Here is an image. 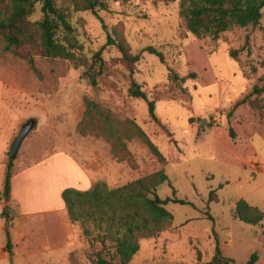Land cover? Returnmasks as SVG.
Segmentation results:
<instances>
[{"label":"rangeland","instance_id":"1","mask_svg":"<svg viewBox=\"0 0 264 264\" xmlns=\"http://www.w3.org/2000/svg\"><path fill=\"white\" fill-rule=\"evenodd\" d=\"M180 2L103 0L105 8L94 14H75L72 35L81 46L76 61L43 57L37 41L6 52L0 39V111H10L20 127L29 119L37 122L17 158L28 154L35 160L43 152L61 151L94 179L97 174L108 189L159 171L167 175L157 195L165 199L173 189L177 199L190 205H168L172 224L139 240L131 264L208 263L214 257L213 231L223 257L233 264H247L254 253L255 264H264V219L252 227L232 214L239 200L264 212V96L237 106L263 73L264 19L257 27L233 28L214 39L195 37L183 26ZM40 18L37 8L32 21ZM109 37L122 39L131 55H139L132 75L118 48L105 47ZM147 48L158 51L163 61ZM100 50L101 62L95 64ZM19 54L32 56L34 70ZM131 82L147 101L129 94ZM149 101L155 103L158 124L149 119ZM89 102L121 122L134 121L163 162L139 138L125 142L124 155L90 128L85 123ZM82 225L88 227L85 254L99 250L103 230ZM77 264L90 263L82 259Z\"/></svg>","mask_w":264,"mask_h":264},{"label":"trees","instance_id":"2","mask_svg":"<svg viewBox=\"0 0 264 264\" xmlns=\"http://www.w3.org/2000/svg\"><path fill=\"white\" fill-rule=\"evenodd\" d=\"M37 8L41 18L33 22L32 18L36 16ZM97 8H105L103 0H0V39L5 43L6 52L11 48L21 49L25 45L38 42L43 57L76 61L75 52L80 50L81 46L72 35L71 21L75 14L80 12L94 14ZM263 9L264 0H181L179 16L188 33L195 37L214 39L233 28L259 26L264 19ZM261 33L264 43L263 28ZM107 46L118 48L122 55L121 60L129 66L132 75V67L139 61V55H131L122 39L114 41L109 37L105 44V47ZM145 51L163 61L162 55L155 49L147 48ZM100 55L101 50L93 57V63L101 62ZM18 57L26 60L34 70L32 56L19 54ZM230 57L236 61L235 53H231ZM261 68L262 75L253 85L251 92L237 102V106L248 103L251 97L258 99L264 96V62L261 63ZM170 73L172 77V72ZM173 79L177 77L174 76ZM128 92L134 98L147 101L144 92L135 82H131ZM87 105L85 123L110 140L113 145L120 147L124 155L125 142L139 138L151 153L163 162L161 153L134 121L121 122L106 108L90 102ZM147 105L149 119L158 124L154 113V101L147 102ZM165 134L169 139L172 137L170 133ZM14 142L15 140L13 144ZM13 144L7 155L4 184L0 193L2 215L7 220H11L12 217L8 203L10 183L15 171L14 161L10 159ZM116 151L111 149L113 156L122 161L123 158ZM167 183V175L159 171L115 189H108L104 183H97L87 191L64 190L62 199L71 221L95 224L99 230H103V236L98 237L100 249L86 253V261L90 264H130L140 249L139 240L155 237L169 228L173 222V215L167 210V206L190 204L177 199L173 189L170 197L161 199L156 191ZM213 195L211 192L209 202H212L210 199ZM232 214L239 222L252 227L259 225L264 219L262 210L244 200L235 203ZM213 234L214 257L205 264H233L232 260L223 257L214 231ZM9 248L8 242L7 249ZM197 259L200 261L199 253ZM257 261L258 256L254 253L247 264H255ZM71 264H77V260L72 256Z\"/></svg>","mask_w":264,"mask_h":264},{"label":"crops","instance_id":"3","mask_svg":"<svg viewBox=\"0 0 264 264\" xmlns=\"http://www.w3.org/2000/svg\"><path fill=\"white\" fill-rule=\"evenodd\" d=\"M19 129L18 118L14 120L12 113L2 108L0 193L7 155ZM14 166L8 203L11 220L3 217L0 203V264H71V256L86 260L88 227L71 221L62 193L66 189L90 190L99 183L98 175L94 179L73 156L61 151L43 152L35 160L26 154L18 157Z\"/></svg>","mask_w":264,"mask_h":264},{"label":"water","instance_id":"4","mask_svg":"<svg viewBox=\"0 0 264 264\" xmlns=\"http://www.w3.org/2000/svg\"><path fill=\"white\" fill-rule=\"evenodd\" d=\"M204 123H206L204 120L199 122V125L202 126ZM37 122L34 119L27 120L19 129V132L17 134V137L15 139V142L13 144L11 153H10V159L12 161H15L18 155V152L21 148L22 143L27 138V136L33 131L35 128Z\"/></svg>","mask_w":264,"mask_h":264}]
</instances>
